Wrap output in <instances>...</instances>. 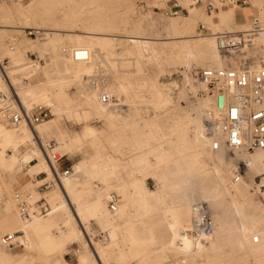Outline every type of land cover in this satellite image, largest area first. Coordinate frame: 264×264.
<instances>
[{
  "label": "bare ground",
  "instance_id": "6f19581e",
  "mask_svg": "<svg viewBox=\"0 0 264 264\" xmlns=\"http://www.w3.org/2000/svg\"><path fill=\"white\" fill-rule=\"evenodd\" d=\"M46 3L48 0H31L28 10H24L23 2H19L16 7L0 3V22L10 20L12 14L16 15L17 12L30 15L27 16L29 19L39 18L43 12L42 6ZM86 11L87 9H81L72 16L66 14V17L69 15L76 18L79 25L78 20L83 19L81 15ZM160 16L155 20L147 18L134 20L132 31L126 35L130 43L124 52L116 50L119 40L115 33L105 31L114 25L113 17L109 15L108 24L107 21L101 20L89 21V24L84 25L85 30L81 32L66 30L63 34L59 28L49 30L44 27L45 29L40 32V35L44 36L39 40L22 41L20 44L14 34L13 40L18 43L19 50L35 48L41 51L51 49L54 51L63 40H66L67 45L62 48V53H52L51 58H46L48 60L45 65L38 63V60V62L24 60V56L18 51L15 57L18 64L9 72L11 81L21 100L28 107L37 104L36 102H43L52 108L56 117L67 112L79 119H88L94 114L105 119L109 126H116L123 122L127 123V117L137 114L140 105L150 102L165 107L174 102L163 89L158 74L142 70L148 61H154L161 72L171 67L183 68V86L177 95L178 99L187 93L191 80L195 77L196 66L238 67L240 61L251 58L255 68L264 67V54L259 57L254 49L244 51L245 46L235 53H227L219 48L216 33H212L216 42L212 36L193 35L196 24L201 19L212 16L204 11L198 15L188 13L185 18L178 16L180 17L178 19ZM215 18L232 20L233 13L229 8L221 9ZM161 29L164 34L166 32L167 35L180 36L158 38L155 35L161 33L159 32ZM262 39L264 40V35ZM251 43L252 41L248 45ZM74 48H86L90 53L89 59L73 57L71 49ZM116 55H120V58H115ZM126 61L133 62L135 68L127 73H120L117 67L126 65ZM107 66L111 67L110 78L91 84L82 101L73 102L67 96L64 88L66 82L90 78ZM53 72L55 75L52 80L50 75ZM20 74L24 76L19 80L14 78ZM25 77L28 80L30 78L31 83L30 80L25 83L23 81ZM197 84L200 90H205L203 84L198 82ZM197 87L195 89H198ZM202 91L203 101L190 106V109H186L170 124L173 133L166 138L167 146L160 143L152 150L151 155L148 154L149 149L131 155L124 165V174L117 171L112 161H108V165H105L104 160L96 158L78 161L75 172L73 173L72 168L71 174L64 176L67 178L63 179V184L58 185L64 198L53 205L48 216L36 215L25 219L21 217L16 207L13 209L11 202L8 207L1 203L4 210L7 208L8 213L13 212L14 223L20 224L19 227L22 228V235L19 238L17 235L18 241L28 249H35L48 256L64 252L68 242L79 241L83 244V249L79 250V264L104 262L106 264L112 254H116L123 261L122 264H130L132 259H138L142 250H145V246L140 247L138 233L134 228L136 221H143L150 223L149 226L157 231L161 224L166 225L169 229V238L161 247L182 254L196 263L253 264L251 251H264V245H257L254 242V237L257 236L259 242L264 244V148L255 150H248L246 147L235 148L230 150L233 151V156H228V148L224 145L214 149L213 140L223 139V136L219 132L215 135L207 132V135L203 129L202 108L206 106L205 125L207 110L212 106L213 98L206 91L205 93ZM103 96H108L106 101L103 100ZM85 105L90 109H86ZM148 112L150 113L147 114L148 119L145 123H152L157 118L156 111L146 110V113ZM7 123L0 113V162L9 168L21 163L31 179L37 182H42L37 177L40 172H46L48 176L53 173V165H56L57 158L66 151L75 154L74 143L62 130L57 129L56 118L34 126L27 124L14 126L16 128ZM85 134L95 137L98 130L87 125ZM53 137H56L58 145L50 149L49 143L46 142ZM142 145L145 146L147 143ZM9 149L12 152L10 154ZM152 158L157 159L158 167L157 171L150 172L146 165ZM161 166L165 169L163 172ZM157 173L162 176L163 185L153 190L147 185L146 177ZM210 178L214 183L209 182ZM96 182L101 183L102 187L100 185V188H96ZM219 189L223 191L220 198L223 205L221 218L227 228H214L212 234H206L200 221L201 213L198 211L201 203H194L197 200L194 194L198 192L199 198L206 199ZM168 191L175 193L183 191V194L178 195L171 204L168 200ZM113 192L118 194L119 199ZM69 193L73 200L70 199ZM56 194L57 192L54 193ZM255 194L262 196L263 199L256 203L251 197L256 206H263L260 214L251 212L241 202L242 197L247 195V198H250ZM114 196L115 208H111L108 201L115 199ZM93 221L101 223L102 228L108 229L107 236L103 238L106 240L104 244L100 243L101 240L91 230L90 223ZM49 223H65V227L57 226L56 233ZM233 230L238 232L239 242L235 241ZM11 232L18 231L7 233ZM154 249L151 248V251ZM232 250L243 255L233 257L232 262L223 260L225 256L234 254ZM257 259L264 260V257L263 259L255 257V264H264V261L258 263ZM0 264L32 263L24 258L17 260L0 258ZM152 264L163 263L156 261Z\"/></svg>",
  "mask_w": 264,
  "mask_h": 264
},
{
  "label": "rangeland",
  "instance_id": "374dc122",
  "mask_svg": "<svg viewBox=\"0 0 264 264\" xmlns=\"http://www.w3.org/2000/svg\"><path fill=\"white\" fill-rule=\"evenodd\" d=\"M26 1V2H25ZM31 0H0L1 4H5L7 6H14L16 7L19 2H23L25 4V9L28 10V6L30 5ZM36 1V0H34ZM182 5L188 8V12H185L180 15H167L163 8H165L168 4V0H48V3L44 4L42 6L43 12L42 16L39 18H28L30 15L23 14L20 12L15 13L16 15L12 14V17L9 18L10 20H6L4 22H0V55L1 57H9L13 63L14 70L17 66V60L16 55L18 54V51L22 53L24 56V60H32L37 61L38 63H41L43 65L46 64V58H51L52 53H62V48L67 45L66 40H63L58 48L54 51L47 50V51H41L38 49H30L28 50L24 48L23 50H19L18 43H22V41H34L39 40L40 37H43L41 35L31 36L28 34L27 28H39L43 29L44 27L51 30L52 28H59L62 30L61 33L65 34L66 30H75L78 32H81L85 30L84 25L89 24V21H107L106 24H108V15L113 17L112 20H114V25L112 28H108V25L106 26L108 29H106V32H113L115 33L116 37L118 38V44L116 46L117 51H125L126 46L128 43H130V39L126 36L129 32L132 31V25L134 20H138L141 18H147L148 20H155L160 18V15H164L169 19H178L183 16L182 18H185V15L193 14L198 15V13L195 11V7L188 5L187 3H191L193 0H180ZM186 1V2H185ZM254 4V15L257 19H259L261 28L258 31L257 34H255L252 38V43L249 46H246L244 51H250L254 49V51L259 55V57L264 54V40L262 39V36L264 35V12H262V16L258 15V8H259V2L258 0H251ZM131 7V9H129ZM231 7L235 6H223L221 9L229 8V11L233 13L234 10ZM239 7V6H237ZM199 10H203L206 14L212 15L208 19H201L196 26L194 27L193 35H199V37H210L212 36L214 41L215 37L212 35V33L222 32V31H234V32H242L252 27V21L253 19H249L248 24H236V27L227 26L228 22L231 20H222L220 18H215L216 13H209L206 11L205 7L197 6ZM231 8V9H230ZM81 9H87L85 14H82L81 16L83 19H79V25L77 24V19L71 17L75 12H79ZM54 11H57L56 13ZM66 14H69L68 17H66ZM202 14V13H201ZM128 15V16H127ZM28 16V17H27ZM90 18H86L89 17ZM93 17H96L95 19H92ZM44 18V19H43ZM99 19V20H98ZM76 21V22H75ZM37 23V24H36ZM75 23V24H73ZM125 23V24H124ZM201 24H204L206 27L209 28L208 31L201 30ZM162 26V25H161ZM160 28V27H159ZM10 29V30H9ZM11 29H13L11 31ZM45 29V28H44ZM161 33L156 34L155 36L158 38L166 39V38H172V37H178L180 35H167L166 32L164 34V31H159ZM17 36L18 43L13 40V35ZM163 43V42H162ZM10 45H13L14 49H10ZM27 50V51H26ZM24 51V52H23ZM51 51V52H50ZM221 54V52L219 51ZM115 58H120V55H116ZM226 62V61H224ZM146 65L143 67V71L150 72L152 74L157 75L159 82L161 83L163 89L166 91V93L172 98L174 101L173 104L170 106H156L154 103H146L143 105H140L139 112L137 114H133L128 116L127 123L123 122L122 124H118L116 126H109L108 123L103 118H99L96 115H91L88 119H79L75 115L68 114L67 112H64L59 117H56L54 112L52 111V108L48 106L51 109V114L46 119L45 122H48L52 119L56 118V127L59 131H63L68 136V139L71 140V142L74 143L75 147V155L70 156L67 151L65 152V155H62L58 161H56V165L54 168L58 170L59 172L62 171L64 168H66L69 165H74L75 170V164L78 161H84V160H93L96 158V160H104L106 163L105 165H108V161H112V164L116 166V169L119 173H125V167L124 165L127 164L128 159L131 155L135 153H139L141 150H147L148 154H152V150L156 149L157 146L161 143L164 146H167L166 138H169L173 130L170 126L171 123H173L178 116H180L186 109H190L193 104L197 105L198 101H203L201 91L197 86L196 77H193L191 80V84L188 87L187 93L184 95L183 98L178 99L177 95L180 91L181 86H183V68H167L165 71L161 72L159 66L154 61H148L145 63ZM225 65V63H224ZM209 66H196L197 70ZM211 67H214L213 65ZM120 73H127L129 71H132L135 68V65L133 62L126 61V65H120L117 67ZM104 70V71H103ZM103 71V72H102ZM42 72V69H41ZM112 74L111 67L107 66L104 69H100L96 75L91 76L90 78L85 77L82 80L79 81H72V82H66L65 85V91L69 98L72 99L73 102H80L83 100L84 95L88 93L90 90V85L93 83H96L98 81H106L110 78V75ZM55 73L53 72L52 75H50V78L53 80V76ZM24 75H17L14 76L15 79L19 80ZM105 79V80H104ZM30 80V78H29ZM28 80V81H29ZM96 81V82H95ZM31 83V80H30ZM198 89H195V88ZM24 89V88H23ZM205 93V90L202 91ZM116 97L114 96V99ZM178 99V100H177ZM116 101V100H115ZM176 102V103H175ZM41 103L43 102H36ZM175 103V104H174ZM45 105V104H44ZM145 105V106H144ZM47 106V105H46ZM86 109H90L88 105H85ZM205 107L202 108V126L205 131V133L208 135L205 125H204V113H205ZM83 109V108H81ZM146 110H154L156 111V119L150 123H145L146 119H148V115L150 112L146 113ZM143 116V117H142ZM84 119V120H83ZM43 122V123H45ZM8 124V123H7ZM9 126H12L8 124ZM87 125H91L94 128L98 130V134L94 136H90L85 134V128ZM14 127V126H12ZM16 128V127H14ZM34 129V128H33ZM47 144H51L52 147H49L50 149L56 147L58 145V141L56 137L50 138L47 142ZM143 146L142 144H146ZM11 152V151H10ZM233 151H230L228 149L227 154L228 156H233ZM13 173L10 171H7L8 167L3 165L0 162V237L4 233H7L8 231H18L20 230L17 226H10V223H14V216L13 212L11 211V214L8 213V211L3 209V206L8 207L9 203L11 202L13 205V209L15 207L18 209L17 204L15 202V192L19 189H21L24 192L32 193L33 198L37 199L41 195L46 197L48 203L51 206V210L53 205L59 201L60 199L64 198V195L58 187V185L63 184V179L65 180L67 177H63L61 181L53 180V183L50 187L43 189L41 187L42 183L44 181H47V179H54L53 173L48 176V178L45 179L47 173L41 172L37 174V177L42 180L43 182H37L33 178L31 179V176L27 174L26 172H23L22 169L19 168ZM22 167V165H21ZM158 167V161L156 158H152L150 163L146 165V169L152 171H157ZM163 167V166H161ZM238 167V166H237ZM236 167V169H237ZM165 169L161 170L163 172ZM168 170V169H167ZM237 171V170H236ZM235 171V175H236ZM230 178V177H229ZM34 182H32V181ZM8 181V182H7ZM209 182H213L212 179H209ZM38 183V184H37ZM59 183V184H58ZM146 183L147 185L153 189L156 190L159 186L163 185L162 182V176L154 174H149L146 177ZM101 183L96 182L95 186L96 188H100ZM102 187V185H101ZM54 195V193H56ZM222 192L220 189L213 194H210L208 198H199V193L195 192V196L197 197V200L194 201L195 204H200L201 206L207 207L209 210L213 221H214V228H227L226 223H223L222 216V206L220 203V198L222 196ZM62 193V194H61ZM190 193V192H189ZM113 194L117 193L113 192ZM183 191H180L178 193L168 191V200L171 204H173L174 200L177 198V196L182 195ZM70 199L73 198V196L69 193ZM240 197V195H238ZM245 197L241 198V202L243 205L247 207L248 210L251 212L260 214L261 209L263 206L257 205L256 203H259V199H262V196L255 194L251 195L250 198ZM255 199V202L251 199ZM119 199V196H118ZM244 199V200H243ZM73 200V199H72ZM108 200V197H107ZM206 201V202H205ZM110 201H108L109 204ZM205 202V203H204ZM2 203V204H1ZM179 204V203H176ZM5 208V207H4ZM19 211V210H18ZM51 212V211H50ZM50 212L45 215L48 216ZM40 216V215H39ZM94 227L98 228L97 223L93 222ZM150 223H145L143 221H136L134 228L137 230V238L139 240L140 247L145 246V250H142V254L138 257V259H132L129 263L130 264H152L153 262H161L163 264H199L196 263L193 260H190L186 256L182 254H178L174 251H169L161 247L163 243L168 240L169 238V229L166 225L161 224V226L158 228V231L151 228ZM95 230V231H96ZM232 234L234 235V239L236 242L238 241L239 235L236 230L232 231ZM96 236H99L95 233ZM104 235V233H102ZM101 241V244H104V239L99 238ZM142 240V241H141ZM103 241V243H102ZM1 244V243H0ZM264 245L262 242L257 243V245ZM82 242H74L70 243L68 245V248L65 250V253H71L73 256H75L74 253H76L77 257L79 258V252L77 251L78 248L81 247L83 249ZM150 246V247H149ZM0 258H6V259H12L19 258V256H27V260H30V263L32 264H66V262L62 263L60 260H52L50 257L55 255H50L49 259L45 258H39L34 257L36 255L35 249H28L27 247H24L23 245L18 246L15 249H9L2 244L0 245ZM151 248H155L153 251H151ZM233 251V250H232ZM234 252V251H233ZM69 254L68 256L71 257L72 255ZM58 255V254H56ZM60 255V254H59ZM243 255L241 252H234L232 256H225L223 260L226 262H232L233 257H240ZM62 255H60L61 257ZM72 256V257H73ZM251 262L255 264V257H258L259 259H263L264 257V251H251ZM263 256V257H262ZM221 257V256H220ZM35 259V260H34ZM45 259V260H44ZM74 260L77 262V258L75 257ZM258 263L260 261L264 260H258ZM47 262V263H46ZM122 264L123 261L117 257L116 254L110 255L106 261V264ZM105 264V262H104Z\"/></svg>",
  "mask_w": 264,
  "mask_h": 264
},
{
  "label": "built area",
  "instance_id": "2783aa9c",
  "mask_svg": "<svg viewBox=\"0 0 264 264\" xmlns=\"http://www.w3.org/2000/svg\"><path fill=\"white\" fill-rule=\"evenodd\" d=\"M248 0H193L191 6L205 7L209 13L219 11L221 5H245ZM167 15H180L188 12L180 0H168L163 8ZM261 28L259 19L252 21V27L242 32L222 31L216 33L217 43L222 51L235 53L247 46L252 36ZM31 36L40 35L41 29L27 28ZM201 30L209 28L201 24ZM13 45H10L12 48ZM76 59L87 60L90 53L86 48L71 49ZM251 58L240 61L238 67H205L195 73L196 81L205 86V91L212 96V106L208 108L205 117V127L212 135L220 133L223 139H214L212 147L219 149L222 145L229 150L246 147L248 150L264 148V67L255 68ZM13 68L11 59L0 56V113L8 124L19 126L27 124L34 126L46 121L51 109L41 103L28 107L20 98L17 89L10 78ZM26 83L28 79L23 78ZM108 96H103L106 101ZM49 147H52L49 144ZM60 158L57 159V161ZM240 164H238L239 166ZM240 167H238L239 169ZM72 166L62 171L54 168L53 178L47 179L41 187H50L53 180L61 181L64 176L70 175ZM238 177V176H237ZM48 178L46 175L45 179ZM21 217L30 219L33 216H45L51 211L46 197L41 195L34 199L32 193L17 190L14 195ZM115 199L110 201L111 208H115ZM200 221L206 234L214 232V221L207 207L200 206ZM18 232L5 233L0 237L2 245L15 249L22 245L17 239ZM258 241V237H254Z\"/></svg>",
  "mask_w": 264,
  "mask_h": 264
},
{
  "label": "crops",
  "instance_id": "0c3cea01",
  "mask_svg": "<svg viewBox=\"0 0 264 264\" xmlns=\"http://www.w3.org/2000/svg\"><path fill=\"white\" fill-rule=\"evenodd\" d=\"M249 1V3L248 4H245V5H237V6H239V7H237V6H235V7H231L233 10H234V15H233V19L231 20V21H229L228 22V24H227V26H232V27H236V24H242V25H246V24H248L249 23V19H253L254 20V18L256 17L254 14V11H255V8H254V4H253V2L251 1V0H248ZM258 2H259V8H258V15L259 16H262V12H264V0H258ZM223 6H234V5H228V4H224V5H221L220 7H219V11H217V12H214V13H218V12H220V8L221 7H223ZM230 8V9H231ZM195 11L198 13V14H201V13H203V10H199L197 7H195ZM11 150L9 149L8 150V153L10 154V153H12V152H10ZM66 154V153H65ZM65 154H63V155H65ZM70 156H74L75 154H69ZM61 157V156H60ZM59 157V158H60ZM58 159V158H57ZM57 161V160H56ZM76 165V164H75ZM18 166H20L19 168L20 169H22L23 170V172H26L27 173V171L25 170V168L24 167H21V163H18V164H16L15 166H13L12 168H7L8 170L7 171H10V172H15L17 169H18ZM23 166V165H22ZM54 166L55 165H53V171H54ZM72 168L74 169V165H72ZM75 172V170H73V173ZM41 173V172H40ZM72 173V174H73ZM28 174V173H27ZM48 175V174H47ZM42 182L44 181V179H42L41 180ZM8 182V181H7ZM116 193V192H115ZM114 195H116V194H114ZM118 197V196H117ZM16 202V201H15ZM52 206V205H51ZM94 222V221H93ZM51 226H52V229L54 230V231H56V227L57 226H60V227H65V223H49ZM91 224V230L94 232V233H96L97 235H99V236H97L98 238H105V236H107L106 234H108V229H106V228H102V224L101 223H97V225H98V228H97V230H96V228L94 227V225H93V223H90ZM10 226H17L20 230H18V238H19V236H21L22 235V228H20L19 226H20V224H18V223H10L9 224ZM96 230V231H95ZM56 233H58L57 231H56ZM102 233H104V235H102ZM255 242V241H254ZM259 242V238H258V241L257 242H255V243H258ZM71 243H74V242H71ZM67 245H66V247L68 248V245L70 244V242H68V243H66ZM81 249V247L80 248H78L77 249V251L79 252V250ZM36 255H34L33 256V258L36 256V257H39V258H45V259H49V256H48V254H46V253H44V254H41V253H39L38 251H36ZM62 254V256H61V259H60V255ZM58 255H55V256H52V254H51V256L52 257H50V259H52V260H55V259H57V260H62V261H64V263L66 262V263H68V264H79V258L77 257V255H76V253H74L75 254V256H73L71 253H65V251L63 252L62 251V253H59ZM69 254H71L72 256L71 257H69L68 255ZM27 256H25V255H23V256H19V258H15L14 260H17V259H20V258H24V259H28V258H26ZM77 258V262L78 263H76V261L74 260V258ZM44 259V260H45ZM252 260V259H251ZM61 261V262H62Z\"/></svg>",
  "mask_w": 264,
  "mask_h": 264
}]
</instances>
